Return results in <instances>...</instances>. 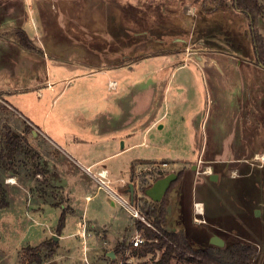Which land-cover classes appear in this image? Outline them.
<instances>
[{"label": "rangeland", "instance_id": "obj_1", "mask_svg": "<svg viewBox=\"0 0 264 264\" xmlns=\"http://www.w3.org/2000/svg\"><path fill=\"white\" fill-rule=\"evenodd\" d=\"M0 23L4 31L0 38V93L14 105L12 110L0 101V180L14 174L17 168L24 172L15 175L18 184H4L8 206L0 208V264L14 263L17 251L23 257V248L40 242V234L48 235L56 218L58 224L62 211L67 233L79 228L84 210V217L96 223L97 232L100 227L115 225L119 216L126 217L119 202L112 205L108 201L113 197L104 188L85 203L83 193L92 195L98 186L85 166L112 151L94 146L89 138L91 125L79 116H90L92 98L110 94L105 85L109 79L120 85L117 73L128 64L133 68L129 72L131 81H153L158 86L156 92L149 83L145 91L130 90L133 101L152 95L153 104L145 114L159 119V124L146 132L147 147L135 148L131 154L161 156L174 166L134 163L135 171L129 179L125 153L89 166L90 173L96 175L98 168L106 166L114 180L110 183L112 189L119 192L116 184L121 185L118 179L122 178L126 182L123 185L133 184L135 195L149 199L139 191L136 173L146 171L147 180L153 183L159 172L166 175L182 171V180L184 171L190 170L194 162L200 167L190 172L194 177L200 176L206 165L220 174L211 186L218 198L234 193L230 197L234 201L222 205L226 212L237 204L244 207L251 196L264 203V167L250 166L251 156L264 151V128L257 127L255 119L247 115V111H258L259 99L252 87L255 76L264 81V69L255 67L249 21L243 12L233 8L207 11L192 0H0ZM260 28L264 32V23ZM20 30L26 32L32 48L20 45ZM159 66L162 68L155 71ZM100 70H105L106 75ZM96 80H104L105 84L94 85ZM21 86L28 88L15 90ZM23 117L36 122L44 118L47 130L56 122V129L65 131L75 146L60 143L66 149H56L38 133L33 142L40 148L37 153L27 142L31 139L28 132L25 145L18 147L8 163L4 154L5 132L7 128L22 132ZM227 138L232 145H238L231 158L245 156V161L229 158ZM155 142L158 146L149 145ZM37 167L45 168L47 175L43 172L35 178ZM205 183L208 181L202 176L192 181L194 198H204L199 189ZM56 184L62 188H56ZM42 191L47 200L43 204L45 213L37 215L32 193ZM53 196L54 204H48ZM65 198H69L67 203ZM212 205L210 200L209 207ZM230 239L253 245L257 254L259 248L253 243L237 237ZM92 240L87 238L88 246ZM82 244L80 235L68 240L61 250L62 262L86 264ZM152 258L148 254L140 262L153 264ZM22 259L19 264H27Z\"/></svg>", "mask_w": 264, "mask_h": 264}, {"label": "crops", "instance_id": "obj_2", "mask_svg": "<svg viewBox=\"0 0 264 264\" xmlns=\"http://www.w3.org/2000/svg\"><path fill=\"white\" fill-rule=\"evenodd\" d=\"M191 11L193 10V7H190ZM227 8H233V7H227ZM225 8V9H227ZM234 9V8H233ZM237 10V9H235ZM190 11V12H191ZM240 11V10H237ZM242 12V11H241ZM246 15V14H245ZM247 16V15H246ZM248 19V16H247ZM249 21V19H248ZM264 23V22H262ZM1 27V23H0ZM7 33V31L5 32ZM4 31L2 28H0V38H3ZM8 39V37H6ZM9 40V39H8ZM1 49V48H0ZM1 51V50H0ZM255 67L257 69L261 68V66L257 63L255 59ZM115 68H121V67H115ZM126 69H121V73H117L118 76L121 77V80H119L120 85H118L117 80L109 79L107 84L104 83V80L102 82H99L98 80L94 81V85L99 84H105L107 86V91L110 92L107 93V95L102 96L100 99L92 98V111L88 118L84 116H79L82 121H85V123H89L90 126V133L91 135L89 138H91L97 147V149L102 150L104 148L111 150V154H108L104 157H100L99 159L93 160L90 162L88 166H85L84 169H86L89 166H96L100 165L102 162L107 160L108 157L115 154H126L127 162L129 163V173L130 177L133 175L132 170L133 164L137 163V166H141L143 162H154V163H161L160 166H170L172 165V162L165 160L164 158L158 157H151V156H144V155H132L131 152L135 148H141L143 146L147 147V134L146 132L149 130L152 126H157L159 124V119L153 120L152 116H147L145 114V111L148 107H150L153 104V96L147 98V99H139L137 101H133L130 96V90L131 88L137 89L138 91L142 88L143 91H145V88L147 87L146 83L152 85L154 92L157 90V82H147V81H131L130 77V71L133 69L131 65H127L125 67ZM162 67H156L155 71H158ZM264 69V67H262ZM103 75H106L105 70H100ZM257 81V83H256ZM258 79L255 76L254 85L252 87V92L258 97L259 103L260 98L257 90L258 85ZM137 85H136V84ZM39 87V86H38ZM28 87H18L15 88V90H23L27 89ZM49 90L52 89V86L48 87ZM63 91H61L59 94H61ZM39 94V91L37 92ZM0 101L4 103L7 107L14 110V105L9 103L0 93ZM18 101V100H17ZM19 105H22L21 102H19ZM134 109V110H132ZM133 111V112H132ZM247 115L254 121L257 125V127L264 128L260 126L259 124V105H258V111H247ZM254 117V118H253ZM23 124H28L31 126L30 135L31 139H27V142L31 144V146L36 150L35 152H39V146H36L33 142L34 140H37L39 134H41L47 142H50L56 149L62 150L61 148H65L67 146L61 145L62 143H66L68 147L75 146L74 144H70V136L67 137L65 131L62 133L60 129H56L57 125L56 122L53 123V126H51L50 130H47L46 128V121L43 118L40 122H36L34 120H31L30 118L23 117ZM60 120V119H59ZM243 124V123H242ZM42 125V129L40 128ZM61 126V124H60ZM162 126L159 125V128ZM249 124L247 125V128H250ZM244 128V127H243ZM24 131V130H23ZM20 132V133H23ZM139 135V136H138ZM135 136H138L135 137ZM69 138V139H68ZM73 143L76 137H73ZM229 138V137H228ZM228 138L226 139L227 146L229 149V158L230 159H236L240 161H245L247 157L240 156V158H231L233 156V152H236L238 149L236 148L238 145H232V143L229 142ZM90 139V140H91ZM225 141V142H226ZM61 143V144H60ZM151 146H158L157 142L149 144ZM236 146V147H235ZM246 146V150H248V146ZM244 146V149H245ZM37 152V153H38ZM236 153V154H240ZM264 154V151L262 152H255L250 159V166L254 165L257 167H264V162L256 161L254 160L255 157L260 156ZM191 163V162H190ZM174 166V165H172ZM206 170L200 174V176L205 177L208 181V184H203L202 187L199 189V194L202 195L204 198H197L193 197L191 194V183L194 181L195 178L200 177L198 176H192L190 175V172L195 171L196 169L200 168L198 164L192 162L190 165V170L184 171V178H182L181 182L178 184V186L172 190L170 197L168 199L167 203V222L165 225V229L168 231L183 232L184 236L186 237L187 241L193 246V247H200V246H216V247H226L230 243L233 242V237H237L240 239H243L245 241H248L250 243H253L254 245L258 246V251L256 254V257L254 259V264H256L258 261L264 263V225L261 224V222H264V203L258 202L254 200L251 196L250 199H248L243 205L244 207L240 208L239 204L237 206L231 207L228 212L225 211V209H222V205H225L226 202L234 201L233 197L234 193L230 194V197H220L216 196L215 193V187H211L212 183L216 182L220 178V174L210 166L206 165ZM38 170L35 169V178H37V175H43V172L45 175H47V170L45 168L37 167ZM42 169V170H41ZM106 171V177L109 180V183L114 180L111 178L109 170L106 168V166H102L97 169L96 174L100 171ZM135 171V170H133ZM235 170H232L231 172L234 173ZM20 171L18 168L14 170V174L6 175L4 176L3 180H0V183H2L3 188L5 189L4 184H10L15 185L18 184L17 177L15 175H20ZM140 172V171H139ZM24 173V172H22ZM26 174H28L26 172ZM25 174V175H26ZM91 178L96 182V179L94 178L95 173H88ZM24 175V176H25ZM29 175V174H28ZM11 178L10 182H7V179ZM122 184L117 185L116 187H120L126 182H123V179H118ZM132 180V179H131ZM129 181V180H128ZM127 181V182H128ZM129 183V182H128ZM56 188H62L59 184L54 185ZM115 187V188H116ZM185 189V190H184ZM98 190L96 189V192L94 194H89L88 191H85L83 193V198L85 199V203L95 195H97ZM6 192V189H5ZM45 191H42V193H32V197L34 199L33 204V210L37 215H43L45 213V208L43 204L46 203V199L44 197ZM165 195V194H164ZM128 198H130V195L127 194ZM54 197V196H53ZM51 199L56 200L55 197H50V203L48 204H54ZM67 203V199L65 198ZM210 200H213L212 207H209ZM108 201L115 205V201L113 199H108ZM62 204V205H61ZM61 206H64L63 203H61ZM194 204L197 205L195 208ZM85 209V208H84ZM82 214V222L80 223V226L78 229L74 230L73 232L67 233L65 232V226H66V220L64 223V227L60 232H57V218L54 221V225L51 226L49 234L41 236L40 234V242H38L36 245L41 243L42 241L53 238L54 235L57 236L56 239H54L58 246L55 250V252L51 255H46L45 251L42 253V260L40 263H33V264H65L62 262V253L61 250L65 246V243L68 240H71L72 237L80 235L82 238V249L83 252H86L85 254V260L86 264H138L141 263L140 261L143 260L144 256H139L133 252V247L131 246V240L137 233L141 232L137 228V222L138 218H134L131 215H129L126 212V217L124 215L119 216L118 221L115 222V225L109 227L104 226L100 227L99 231L100 234L97 232V229L95 228L97 225L94 221H92L91 218H85V210ZM83 219H86L85 221ZM91 222V223H89ZM260 223V224H259ZM44 234V233H43ZM92 238L91 246H88L87 244V238ZM214 237H217L222 240L223 244L218 245L212 242V239ZM126 240V244L128 248L126 249V252L122 254V252H115V248L117 243L122 242ZM86 243V244H85ZM70 244V243H69ZM32 245V246H36ZM71 245V244H70ZM30 246V245H28ZM26 247V246H25ZM23 248V247H22ZM20 248V249H22ZM19 249V250H20ZM89 251H91V256L89 254ZM151 254V253H149ZM156 254V253H155ZM155 254H151V258L155 256ZM148 255V254H147ZM160 255V253H159ZM22 254L21 252L17 251V259L12 264H19L21 263ZM125 257V258H124ZM157 258H152L153 262L157 260ZM24 259V258H23ZM22 259V260H23ZM144 264V263H141Z\"/></svg>", "mask_w": 264, "mask_h": 264}, {"label": "trees", "instance_id": "obj_3", "mask_svg": "<svg viewBox=\"0 0 264 264\" xmlns=\"http://www.w3.org/2000/svg\"><path fill=\"white\" fill-rule=\"evenodd\" d=\"M192 2L194 4H202L207 11H211L213 8L225 9L233 7L246 14L249 19V35L253 43L256 61L264 66V32L260 28L261 22H264V3L261 0H192ZM17 33L20 45L24 48H32L26 32L20 30ZM256 92H258L260 98L259 124L264 127V81L258 82ZM30 130L31 126L28 124L25 125L23 133H15L10 128H7L4 136V154L8 163L12 162L18 152V147L25 145V134L30 132ZM133 173L134 171L132 170ZM135 175L138 180V189L144 193L145 189L150 187L152 183L147 180L146 171H141ZM148 175H151V172ZM164 175L163 172H159L154 179L156 180ZM181 177L182 171H179L177 178L171 182L160 201H152L133 194L132 200L136 204L140 215L149 223L147 225L143 221L138 220L137 228L141 232L144 242L140 247L131 245L133 252L139 256H146L149 253L155 254L159 251V258L153 264H253L256 248L249 243L232 242L223 248L216 246L193 247L187 241L183 232H173L165 229L167 222V195L180 183ZM118 188L120 193H129L128 185H122ZM7 206L6 192L2 183H0V208ZM64 223L65 211H62L58 219L57 232L62 230ZM126 242L124 240L117 243L115 252L126 250L128 248ZM57 246L58 244L53 238L46 239L36 246H26L22 250L24 260L27 264L40 263L42 253L45 251L46 255H51L55 252Z\"/></svg>", "mask_w": 264, "mask_h": 264}, {"label": "built area", "instance_id": "obj_4", "mask_svg": "<svg viewBox=\"0 0 264 264\" xmlns=\"http://www.w3.org/2000/svg\"><path fill=\"white\" fill-rule=\"evenodd\" d=\"M254 160L264 162V154H262L258 157L256 156ZM85 171L90 173L88 167L85 169ZM94 178L96 179V182L98 184V186H97L98 189L104 188L113 197L115 202H119L122 205V207L126 210V212L129 215H131L134 218H138L139 220H141L144 223H146L147 225H149V223L145 220V218L140 215V213H139V211H138L133 200H130L128 198V196H126L123 193H120V192L111 188L109 180L106 177V174L103 175V172L100 171L94 176ZM8 181H9V179H7V182ZM194 206H195V208L197 207L196 204H194ZM143 242H144V238L141 236L140 233H137L132 238L131 245L133 247H140Z\"/></svg>", "mask_w": 264, "mask_h": 264}, {"label": "water", "instance_id": "obj_5", "mask_svg": "<svg viewBox=\"0 0 264 264\" xmlns=\"http://www.w3.org/2000/svg\"><path fill=\"white\" fill-rule=\"evenodd\" d=\"M261 67V64H259ZM177 178V173L175 172H170L158 179H156L150 187L146 188L144 191V195L146 197H148L150 200L152 201H160L164 194L166 193L167 189L169 188L171 182H173L175 179ZM128 187H129V195L130 198H133V194H134V186L131 182L128 183ZM54 239L57 238L56 235L53 236ZM212 242L218 245H222L223 242L221 239L214 237L212 239Z\"/></svg>", "mask_w": 264, "mask_h": 264}, {"label": "bare ground", "instance_id": "obj_6", "mask_svg": "<svg viewBox=\"0 0 264 264\" xmlns=\"http://www.w3.org/2000/svg\"><path fill=\"white\" fill-rule=\"evenodd\" d=\"M102 172H103V175H105V174H106V171H104V170H103ZM9 181H11V178H9Z\"/></svg>", "mask_w": 264, "mask_h": 264}]
</instances>
